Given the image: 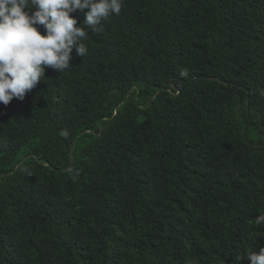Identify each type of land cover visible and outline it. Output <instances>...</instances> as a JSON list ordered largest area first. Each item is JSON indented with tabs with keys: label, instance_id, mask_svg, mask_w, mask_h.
<instances>
[{
	"label": "trees",
	"instance_id": "1",
	"mask_svg": "<svg viewBox=\"0 0 264 264\" xmlns=\"http://www.w3.org/2000/svg\"><path fill=\"white\" fill-rule=\"evenodd\" d=\"M84 27L83 58L0 104V264H250L264 0H123Z\"/></svg>",
	"mask_w": 264,
	"mask_h": 264
},
{
	"label": "clouds",
	"instance_id": "2",
	"mask_svg": "<svg viewBox=\"0 0 264 264\" xmlns=\"http://www.w3.org/2000/svg\"><path fill=\"white\" fill-rule=\"evenodd\" d=\"M122 5L123 0H0V104L23 101L47 68L69 69L74 49L83 58L88 52L82 43L88 35L84 26L95 31L102 21L118 16ZM77 11L84 14L80 26L72 16ZM59 134L68 137L66 130ZM255 222L264 223V215ZM246 259L264 264V247L248 252Z\"/></svg>",
	"mask_w": 264,
	"mask_h": 264
},
{
	"label": "water",
	"instance_id": "3",
	"mask_svg": "<svg viewBox=\"0 0 264 264\" xmlns=\"http://www.w3.org/2000/svg\"><path fill=\"white\" fill-rule=\"evenodd\" d=\"M130 96H131V95L129 94V97H130ZM129 97H128V98H129ZM127 100H128V99H127ZM117 111H118V110H117ZM117 113H118V112H117ZM73 150H74V148H73Z\"/></svg>",
	"mask_w": 264,
	"mask_h": 264
}]
</instances>
